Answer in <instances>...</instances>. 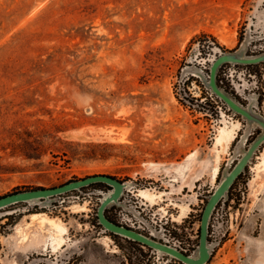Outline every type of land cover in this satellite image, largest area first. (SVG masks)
I'll return each instance as SVG.
<instances>
[{"label":"rangeland","instance_id":"rangeland-1","mask_svg":"<svg viewBox=\"0 0 264 264\" xmlns=\"http://www.w3.org/2000/svg\"><path fill=\"white\" fill-rule=\"evenodd\" d=\"M241 48L264 51V0H0V197L110 174L131 186L109 216L196 254L208 195L261 129L202 78ZM220 77L264 114V63H226ZM235 122L226 147L218 135ZM263 159L264 144L215 209L207 264H264ZM110 190L1 209L0 264H184L105 230L97 211Z\"/></svg>","mask_w":264,"mask_h":264},{"label":"water","instance_id":"water-1","mask_svg":"<svg viewBox=\"0 0 264 264\" xmlns=\"http://www.w3.org/2000/svg\"><path fill=\"white\" fill-rule=\"evenodd\" d=\"M261 62H264V51L250 55L247 54L245 48L229 50L215 56L210 64L209 75H202L205 86L212 93L223 100L233 112L240 114L249 125L260 126L261 131L243 149L242 154L235 164L223 170L219 183L208 195V200L201 216L200 238L196 254H189L179 247L163 241L161 238L152 236L131 226L118 223L108 217L106 212L107 208L112 205H121V198L125 190L131 186L130 181L120 180L110 174H94L54 187H39L12 192L0 197V210L20 202L43 201L44 204H51L57 196L62 194L74 190H81L83 187L94 183H105L111 187V190L102 197L97 211L99 223L105 230L145 244L152 249L180 260L184 264H207L213 255V245L209 239L210 223L213 213L220 201L229 196L230 189L236 179L246 171L248 164L252 161L256 152L264 144V114L258 111L253 103L246 105L240 102L228 89L219 83L218 74L221 67L226 63L258 64Z\"/></svg>","mask_w":264,"mask_h":264},{"label":"bare ground","instance_id":"bare-ground-1","mask_svg":"<svg viewBox=\"0 0 264 264\" xmlns=\"http://www.w3.org/2000/svg\"><path fill=\"white\" fill-rule=\"evenodd\" d=\"M240 123L241 122H235V123H233L232 127H226V126L222 127V129L220 131V134L218 135V138H217L218 142H220L222 144L225 143L226 147L229 146L233 142V140L236 138V136H237V132H238V129L240 127ZM260 167L264 168V159H263L262 163L260 164L259 168ZM219 172H220V166L217 165L216 168H215V178H217ZM139 194L142 195L145 198H148L149 200H151L153 202L156 201V197L158 196L157 195L158 193L155 194V193H153V192H151V191H149L147 189H140L139 190ZM84 207H86V206H84ZM84 207L82 206V208H84ZM188 210H190V207H183L182 212H180V214L178 216H175V219H178V220L183 219V217L188 212ZM32 217L34 219H36V218L39 219L40 218V220L42 221V223H41L42 225L45 224V223H48L52 228L56 229L57 231H60V233H62L66 229V227L61 222L56 220V218H53V217H50V216L46 215V213L44 215H40V214H36L35 213V214L32 215ZM17 232L22 235V232H23L22 227H19V230ZM55 233H57V232H55ZM55 240L58 241V243H61L63 241V237L59 234V235H57L54 238V241ZM57 245H59V244H57ZM55 247L57 248V246H55Z\"/></svg>","mask_w":264,"mask_h":264},{"label":"trees","instance_id":"trees-1","mask_svg":"<svg viewBox=\"0 0 264 264\" xmlns=\"http://www.w3.org/2000/svg\"><path fill=\"white\" fill-rule=\"evenodd\" d=\"M261 63H264V62H261ZM261 63H258V64H261ZM258 64H246V65H248V66H255V65H258ZM218 80H219V83L224 87V85L222 84V82H221V77H220V71H219V74H218ZM219 98V97H218ZM223 101V100H222ZM261 131V129L258 131V132H260ZM243 174V173H242ZM242 174H240V176L242 175ZM240 176L238 177V178H240ZM237 178V179H238ZM237 181V180H236ZM235 181V182H236ZM235 182H234V184H235ZM97 184H105V183H101V182H99V183H94V184H91V185H89V186H87V187H90V186H93V185H97ZM234 184L232 185V187H231V189H230V191L232 190V188H233V186H234ZM87 187H83L82 189H84V188H87ZM37 188H39V187H37ZM221 202V201H220ZM21 203V202H20ZM106 212H107V215H108V208H107V210H106ZM108 217H110L112 220H114V221H116L115 219H113L111 216H109L108 215ZM117 222V221H116ZM101 225V224H100ZM102 226V225H101ZM110 234L111 235H113V236H121V235H118V234H115V233H113V232H110ZM199 236H200V228H199ZM128 239V238H127ZM130 241H131V239H129ZM135 242H138V241H135ZM140 243V242H139ZM142 244V243H141ZM143 245H145V244H143ZM147 246V245H146ZM149 247V246H148ZM150 248V247H149Z\"/></svg>","mask_w":264,"mask_h":264},{"label":"built area","instance_id":"built-area-1","mask_svg":"<svg viewBox=\"0 0 264 264\" xmlns=\"http://www.w3.org/2000/svg\"><path fill=\"white\" fill-rule=\"evenodd\" d=\"M133 225V224H132ZM134 228H136V229H140V227H136V226H133ZM141 231H143L144 232V230H141ZM148 234V233H147ZM150 235H152L153 236V234H150Z\"/></svg>","mask_w":264,"mask_h":264},{"label":"flooded vegetation","instance_id":"flooded-vegetation-1","mask_svg":"<svg viewBox=\"0 0 264 264\" xmlns=\"http://www.w3.org/2000/svg\"><path fill=\"white\" fill-rule=\"evenodd\" d=\"M236 180H238V179H236ZM131 227H132V226H131ZM18 230H19V229H18ZM18 230H17V231H18ZM20 235H21V234H20Z\"/></svg>","mask_w":264,"mask_h":264}]
</instances>
